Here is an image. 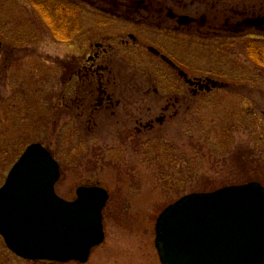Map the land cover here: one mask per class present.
Here are the masks:
<instances>
[{"label":"rangeland","instance_id":"rangeland-1","mask_svg":"<svg viewBox=\"0 0 264 264\" xmlns=\"http://www.w3.org/2000/svg\"><path fill=\"white\" fill-rule=\"evenodd\" d=\"M72 1L85 10L84 24L100 23L94 6ZM110 4L109 8L126 9L120 0ZM129 4L137 8L135 0ZM144 4L149 10L162 5L163 12L196 18L197 24L182 37L172 29L166 37L162 33L166 51L178 57L190 78L207 76L226 83L194 96L173 68L154 60L139 45L118 66L125 68L124 77L136 78L134 105H123L116 116L102 117L107 122L90 130L85 117L81 120L75 111L67 115L60 102L68 90L63 59L78 53V46L52 43L48 25L38 19L28 0H0V186L26 146L40 142L60 165L55 186L60 197L74 199L81 185L98 184L109 193L103 209L104 241L92 249L87 262L24 260L0 236V264H160L154 227L168 204L191 192L250 181L264 185V67L247 57L241 44L249 37L264 38V25L244 23L264 16V0H144ZM141 14L134 23L113 19L109 24L121 26L113 31H131L145 40L147 24L137 22L150 13ZM148 21L151 25L155 20ZM150 79V86L162 88L169 102L180 90L181 102L177 112L173 108L164 115L162 124L137 134V118L146 121L163 115L161 100L158 104L157 98L139 92ZM32 91L33 99L28 97Z\"/></svg>","mask_w":264,"mask_h":264},{"label":"water","instance_id":"water-1","mask_svg":"<svg viewBox=\"0 0 264 264\" xmlns=\"http://www.w3.org/2000/svg\"><path fill=\"white\" fill-rule=\"evenodd\" d=\"M59 177L51 153L32 143L0 186V236L19 258L85 263L104 240L107 191L79 186L65 200L55 191ZM154 228L160 264H264V186L250 181L185 194L159 213Z\"/></svg>","mask_w":264,"mask_h":264},{"label":"flooded vegetation","instance_id":"flooded-vegetation-1","mask_svg":"<svg viewBox=\"0 0 264 264\" xmlns=\"http://www.w3.org/2000/svg\"><path fill=\"white\" fill-rule=\"evenodd\" d=\"M40 1L28 0V3L32 11L38 16V19L40 17L42 20L40 12L44 11H39ZM60 1L65 3L64 9H58L55 1L50 4L49 17L51 24L48 26L50 38L53 40L52 43H67L73 47L78 46V53H69V57L63 59L65 62V84L68 90L66 89V92L62 95L60 102L65 107L67 115L75 111L79 112L77 117L81 118V120L85 117L90 130L97 126L101 127L104 122H107L106 118L102 119V117L116 116L123 105H127V108H131L132 104L134 105L136 78L132 75L124 77L125 74L122 72L125 73V68L121 69L118 66H122L127 59H130L139 45H144L154 60L173 68L180 81L187 82L188 89L194 96L199 93L210 92L212 89L223 86V83H226H221L216 78L207 76L190 78L182 69L178 57L176 59L172 53L166 51L167 41L162 37V33L166 37V31L172 29V32H176L182 37L185 30L197 24V20L194 17L187 14H178L173 10L163 12L165 8L162 5L159 9L149 10L144 4V0H135L137 8H135L136 5L134 8L131 7L129 0H120L121 5L126 7V9L119 7L109 8L111 6L110 2L113 0H108L109 2L85 0L89 5L95 7H92V11L96 12L97 16L100 17V23H102L92 25L82 22V18L86 14H84L85 10L81 4L72 0ZM115 5L117 4L115 3ZM141 7L144 8L141 9ZM141 10L150 13L147 17L155 20L151 25L148 23L149 18L146 16L138 20L137 24H147L145 27L149 35L145 40H142L131 31H113L116 28H121V26L112 25L109 22L113 21V19H121L127 23H134L137 14L142 16ZM260 18H264V16ZM254 20L255 18L246 19L244 23L253 27L264 25V21L253 23ZM42 22L45 23L43 20ZM106 22L108 23L106 24ZM61 26L65 27L67 31L64 35L65 37H63L65 39L59 40L56 37L57 35H55V30ZM122 28L126 27L122 26ZM179 41L178 36L176 42L179 43ZM176 47H180V45L176 44ZM4 59L6 60L7 57L5 56ZM51 63H54V61ZM151 84L152 80L150 79L147 88L139 92L144 97L157 98L158 104L161 100L159 107L163 115L154 119L149 118L146 121H144L145 119L142 116L137 118L135 122L138 124L135 128L137 134H140L142 130L153 129L154 123L162 124L166 120L164 115L173 108H175L174 112H177L178 108L176 107L181 102L180 90L175 92L174 101L169 102L168 94L162 88L151 87ZM150 92H152V95L149 94ZM34 96L35 92L32 91L28 97L33 99ZM18 97L20 98L19 95ZM155 106L157 107L156 104ZM150 110L151 108L148 109L149 112Z\"/></svg>","mask_w":264,"mask_h":264},{"label":"trees","instance_id":"trees-1","mask_svg":"<svg viewBox=\"0 0 264 264\" xmlns=\"http://www.w3.org/2000/svg\"><path fill=\"white\" fill-rule=\"evenodd\" d=\"M55 1L56 7L58 9H64L65 3H63L60 0H41L40 3V10L44 11L40 12L42 20L45 22L46 25H50V17H49V9L51 2ZM67 29L63 26L59 27L57 30H55L56 37L61 40L65 39V33ZM242 44L244 46V50L246 52V55L253 60L258 66L264 67V40L262 39H246L242 41Z\"/></svg>","mask_w":264,"mask_h":264}]
</instances>
